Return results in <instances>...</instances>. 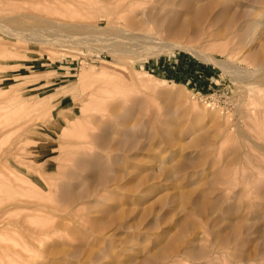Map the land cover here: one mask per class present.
<instances>
[{"label":"rangeland","instance_id":"obj_1","mask_svg":"<svg viewBox=\"0 0 264 264\" xmlns=\"http://www.w3.org/2000/svg\"><path fill=\"white\" fill-rule=\"evenodd\" d=\"M0 30V264H264V0H0Z\"/></svg>","mask_w":264,"mask_h":264},{"label":"bare ground","instance_id":"obj_2","mask_svg":"<svg viewBox=\"0 0 264 264\" xmlns=\"http://www.w3.org/2000/svg\"><path fill=\"white\" fill-rule=\"evenodd\" d=\"M168 3H170V2H168ZM170 13V12H169ZM144 15V14H143ZM155 14L154 13H151V19H153V20H156L155 19ZM146 18V17H145ZM169 19V21H170V25H169V28H167L168 30H169V32L171 33V34H174V35H180L182 32H184L186 29H187V27H186V23L185 22H178V19H175V17H173L172 15L170 16H168L167 17V19L166 20H161L162 21V23L163 24H165L166 23V21ZM147 22V20L145 19L144 20V22ZM154 22V21H153ZM152 22V23H153ZM179 24V25H178ZM5 29V28H4ZM11 28H9L8 30H10ZM29 29V28H28ZM31 29V28H30ZM15 30V29H14ZM22 30V29H21ZM1 31V30H0ZM17 31V30H16ZM25 32H22L21 33V35L22 36H24V37H33V36H36V35H38L37 34V32L34 30V29H32V30H24ZM12 32V31H11ZM40 32V31H39ZM129 32V31H128ZM13 33V32H12ZM9 34V33H8ZM18 34H20V33H17L16 32V35L13 33V34H11V35H15V36H17ZM20 35V36H21ZM40 35V34H39ZM120 35H123V34H120ZM127 35H128V33H127ZM51 35L49 34V37H50ZM134 36V35H133ZM136 36V35H135ZM48 37V36H47ZM44 38V37H43ZM23 39V38H22ZM28 39V38H27ZM35 39H36V37H35ZM38 39V38H37ZM41 39V38H40ZM117 39V38H116ZM25 40H26V38H25ZM148 40V39H147ZM154 41V40H153ZM109 42H111V41H109ZM129 42V41H128ZM162 42V41H161ZM156 43L158 46H156L155 47V45L154 46H152L151 47V49H153V48H162V46H164L163 47V49H165V47L167 46V45H170V47H174L175 45H176V47L177 46H179L180 48H187L185 45H183V44H181V43H178V42H169V43ZM113 43L114 42H112V45H113ZM120 43V42H119ZM121 43H123V42H121ZM114 46V45H113ZM113 46H111V49H113V53H117V51L116 50H114V47ZM126 46V45H125ZM190 46V45H189ZM148 47V46H147ZM168 47V46H167ZM192 47V46H191ZM116 48V47H115ZM149 48V47H148ZM128 49V48H127ZM130 49V48H129ZM187 49H189L188 51H192V52H194L196 55L198 54V55H203L202 56V58L204 57V58H206V59H208V60H213V62L215 61V62H217L218 64H220V65H224L220 60H218L216 57H214V56H212V55H206V54H203L202 52H200L199 50L200 49H198V48H187ZM224 67H225V65H224ZM127 142L129 143V144H131V145H133V143H132V141L131 140H127ZM119 143H121V141H119ZM127 157H129L128 155H127ZM106 164H101V166H105ZM109 166H105L104 167V170L105 169H109L108 168ZM86 169V168H85ZM90 172H94L95 171V167L94 166H91L90 167ZM105 173V172H104ZM103 173V174H104ZM118 178V177H117ZM104 179V176H101L100 178H99V181L101 182L102 180ZM116 180V179H115ZM62 193H61V197L63 198V199H67V198H69V200H74V199H76L78 196H77V194H74L72 191H70L71 189H69V187H68V185L66 186V185H64V186H62ZM173 262H175V260H168V261H164V262H162V264H173Z\"/></svg>","mask_w":264,"mask_h":264}]
</instances>
